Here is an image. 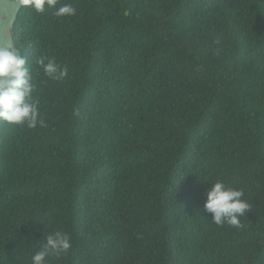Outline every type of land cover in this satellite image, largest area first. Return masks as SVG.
<instances>
[{
	"label": "trees",
	"instance_id": "1",
	"mask_svg": "<svg viewBox=\"0 0 264 264\" xmlns=\"http://www.w3.org/2000/svg\"><path fill=\"white\" fill-rule=\"evenodd\" d=\"M64 3L15 23L44 126L0 122V264L55 232L45 264H264V0ZM217 181L242 228L204 210Z\"/></svg>",
	"mask_w": 264,
	"mask_h": 264
},
{
	"label": "clouds",
	"instance_id": "2",
	"mask_svg": "<svg viewBox=\"0 0 264 264\" xmlns=\"http://www.w3.org/2000/svg\"><path fill=\"white\" fill-rule=\"evenodd\" d=\"M18 3L22 7H31L37 13L56 9L58 17L76 14V9L69 3L57 7L58 0H18ZM14 46L8 42L0 47V122L27 125L29 128H35L37 124L43 127L38 106L32 100L35 90L33 71L24 58L11 51ZM38 63L44 75L50 79L61 80L68 74L67 68H62L53 58H41ZM211 184L204 204V210L211 214V221L218 226L228 224L237 229L242 228L240 218L250 209L248 202L243 199V191L228 187L221 181ZM43 239L45 243L32 256V264H45L49 252L67 253L72 247L70 237L62 232L49 234Z\"/></svg>",
	"mask_w": 264,
	"mask_h": 264
},
{
	"label": "water",
	"instance_id": "3",
	"mask_svg": "<svg viewBox=\"0 0 264 264\" xmlns=\"http://www.w3.org/2000/svg\"><path fill=\"white\" fill-rule=\"evenodd\" d=\"M21 9L18 0H0V47L12 42L15 46L11 51L20 57L22 54L15 44L14 28Z\"/></svg>",
	"mask_w": 264,
	"mask_h": 264
}]
</instances>
